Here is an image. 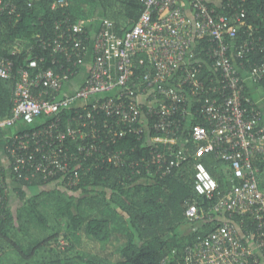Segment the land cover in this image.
<instances>
[{
	"label": "built area",
	"instance_id": "obj_1",
	"mask_svg": "<svg viewBox=\"0 0 264 264\" xmlns=\"http://www.w3.org/2000/svg\"><path fill=\"white\" fill-rule=\"evenodd\" d=\"M142 2L139 21L122 36L106 18L57 21L54 39L38 43L53 58L49 66L44 57L19 66L0 59V79L14 81L12 117L0 132L19 128L3 139L10 172L0 157V219L9 175L74 189L83 171L113 166L130 169V180H163L194 159L195 192L210 206L189 204L186 216L218 224L184 248L182 261L173 255L163 264H264L263 172L255 165L264 158V36L247 24L246 0L216 6L222 13L207 0ZM68 5L58 0L52 8ZM4 14L20 17L11 0H0ZM200 41L211 70L197 52ZM128 136L142 144L140 157L132 156L135 147L131 156L115 149ZM208 156L230 171L225 192L203 161Z\"/></svg>",
	"mask_w": 264,
	"mask_h": 264
},
{
	"label": "trees",
	"instance_id": "obj_2",
	"mask_svg": "<svg viewBox=\"0 0 264 264\" xmlns=\"http://www.w3.org/2000/svg\"><path fill=\"white\" fill-rule=\"evenodd\" d=\"M11 1L20 17L0 15V59L11 58L17 66L28 57H44L46 66L51 65L50 52L38 43L54 39L55 23L62 18L77 23L95 18L100 11L122 36L137 24L145 8L142 0H64L69 5L55 10L52 6L58 0ZM227 4L228 0L222 1L223 6ZM219 7L216 9L222 13ZM245 7L247 24L264 36V0H246ZM199 43L197 52L201 51L200 58L211 70L212 62L202 51L207 42ZM204 69L203 75H209V68ZM142 73L139 70L138 74ZM13 84L0 79V123L12 117ZM198 122L201 120L194 118L193 125ZM132 147L136 149L134 157L145 151L136 136L122 139L115 149H126L131 156ZM260 159H255V165L263 172L264 190V158ZM203 161L225 192L231 185L230 171L213 156ZM195 163L191 159L184 169L153 181H143V176L130 180L127 168L83 171L79 187L68 189L74 197L58 189L60 185L50 191L53 184L41 177L32 182L15 179L34 194L27 197L26 191L18 189L17 207L13 208L9 199L6 202L5 216L0 219V264H163L173 255L176 262L182 261L184 248L205 239L218 224H195L186 216L189 204L204 206L201 203L205 202V207L210 206L195 192ZM84 239L96 247L87 249Z\"/></svg>",
	"mask_w": 264,
	"mask_h": 264
},
{
	"label": "crops",
	"instance_id": "obj_3",
	"mask_svg": "<svg viewBox=\"0 0 264 264\" xmlns=\"http://www.w3.org/2000/svg\"><path fill=\"white\" fill-rule=\"evenodd\" d=\"M207 1L212 5L218 6V5L222 4L223 0H207ZM98 12H99V14L95 15V19L100 20L102 18V13L100 11H98ZM74 84L76 85V82ZM70 87H71V85H70ZM73 87H74V85H73ZM251 89L252 90H249V93L253 96V98L255 100L259 99L261 97V93L258 91V89L257 88L255 89V87H253L252 85H251ZM260 109L262 110V122H261V124H262V126H264V107H263V105H260ZM20 129L24 130V129H26V127L24 125H21ZM18 131H19V128L18 129L17 128H10V129H6L3 133L0 134V157L3 160L4 164L7 166L9 172H10V162L8 160L7 155L4 153V150H3V144H4L3 139H4V137H9V136L15 135ZM8 177H9L8 178V186H9L8 199H9V202L11 201L13 203V201L14 202L16 201V199L18 198V196H17L18 195V189H23L24 191H26L27 197H29L28 196L29 190H26L27 188H24L22 185H20L18 182H16L15 179L12 177V175H9ZM52 184L54 186H56L57 183H52ZM49 190L50 191L55 190V187H51V189H49ZM34 192L38 193V191H34ZM17 201H18V199H17ZM12 206H13V208L17 207L16 205H15L16 206L15 207L14 204Z\"/></svg>",
	"mask_w": 264,
	"mask_h": 264
},
{
	"label": "rangeland",
	"instance_id": "obj_4",
	"mask_svg": "<svg viewBox=\"0 0 264 264\" xmlns=\"http://www.w3.org/2000/svg\"><path fill=\"white\" fill-rule=\"evenodd\" d=\"M11 130H12V129H11ZM8 131H9V130H8ZM56 185H60L61 187H57V186H54V185H51V187H55V188L57 187V188L60 189L61 191L66 192L69 196H73V195L71 194V191L68 190V189L65 188V187L63 188V186H62L61 184H56ZM51 187H50L49 189H51ZM33 194H34L33 191H30V190H29V192H28V196H32ZM73 197H74V196H73ZM76 197H77V196H76ZM17 199H18V198H17ZM17 199H16V201H17ZM16 201H15V202L13 201V203L10 201V204H12V205L14 204V206H15V205L17 206V205H18V201H17V202H16ZM16 206H15V207H16ZM61 242L64 243L65 241H62V240H61ZM84 246H86V247L88 246L87 249H91V250H92V247H96L95 244H92V243H91L89 240H87V239H84Z\"/></svg>",
	"mask_w": 264,
	"mask_h": 264
}]
</instances>
